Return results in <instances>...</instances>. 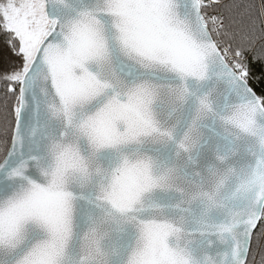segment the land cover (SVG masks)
Wrapping results in <instances>:
<instances>
[{
	"label": "snow or ice",
	"instance_id": "1",
	"mask_svg": "<svg viewBox=\"0 0 264 264\" xmlns=\"http://www.w3.org/2000/svg\"><path fill=\"white\" fill-rule=\"evenodd\" d=\"M0 35V264H264V0H0Z\"/></svg>",
	"mask_w": 264,
	"mask_h": 264
},
{
	"label": "trees",
	"instance_id": "2",
	"mask_svg": "<svg viewBox=\"0 0 264 264\" xmlns=\"http://www.w3.org/2000/svg\"><path fill=\"white\" fill-rule=\"evenodd\" d=\"M12 53L7 48L4 43V37L0 35V61H8L12 58ZM262 69L260 64H254L252 67L253 77L251 79V86L259 92L262 88H264V80L260 79V73ZM3 93L0 90V97H2ZM257 260H259V256H257Z\"/></svg>",
	"mask_w": 264,
	"mask_h": 264
}]
</instances>
